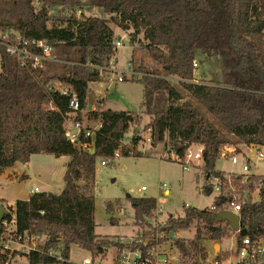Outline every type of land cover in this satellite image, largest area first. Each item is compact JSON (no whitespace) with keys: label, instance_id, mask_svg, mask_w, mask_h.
<instances>
[{"label":"trees","instance_id":"obj_1","mask_svg":"<svg viewBox=\"0 0 264 264\" xmlns=\"http://www.w3.org/2000/svg\"><path fill=\"white\" fill-rule=\"evenodd\" d=\"M87 1L109 14L134 41L141 42L162 70L161 74L140 66L135 70L142 76L130 79L144 86L142 106L151 120L143 132L151 129V146L157 149L169 141L182 157L187 144H202L206 173L221 181L222 193L213 205L204 210L190 207L180 218L169 217L165 228L158 229L164 234L160 242L174 241L181 264H205L204 254L202 262L189 263L192 250L201 251L203 241L221 243L235 234L238 247L242 237L252 241L264 237V176L250 174L245 184L243 176H232L229 183L224 173L215 170L227 145L264 148V0ZM59 7L66 13H52ZM83 7L82 0H0V173L17 163L27 164L35 154L70 157L60 194L39 192L17 200L0 223V237L9 230L3 222L9 223L14 217L18 234L46 236L39 250L22 255L29 264H73V246L95 255L105 254L107 245L116 242L105 243L95 232V200L89 186L94 183L97 161L117 151L121 156L143 155L136 150L142 140L138 126L141 116L137 113L106 110L102 105L85 112L90 84L103 80L100 69L110 66L116 46L114 32L105 20L71 15ZM17 37L23 42L40 37L60 62H47L39 69H32L28 62L23 65L17 55L6 51ZM29 48L34 50V46ZM201 52L220 58L224 72L221 81L194 82V63ZM58 85L67 88L69 95L61 94ZM161 94L167 95V109L154 111V98ZM184 94L191 100H185ZM73 95L79 102L75 115L69 108ZM83 114L86 121L99 122L100 127L92 137L83 136L78 145H72L64 136L66 120L85 122ZM132 126L131 142L124 145ZM83 144L92 146L94 153ZM237 152L242 151L237 148ZM80 181L85 183L80 185ZM203 191L211 194L212 186L204 185ZM254 193L260 195L257 202ZM234 195L249 197L238 212L239 232L226 221L214 222ZM130 202L134 224L151 229L156 200L131 197ZM106 209L111 224L117 223L114 202H107ZM191 226L196 232L188 248L175 234ZM217 257L226 259L222 252ZM8 258L0 248V264H6Z\"/></svg>","mask_w":264,"mask_h":264},{"label":"rangeland","instance_id":"obj_2","mask_svg":"<svg viewBox=\"0 0 264 264\" xmlns=\"http://www.w3.org/2000/svg\"><path fill=\"white\" fill-rule=\"evenodd\" d=\"M82 1L84 3L83 15L105 20L114 32L115 42L119 41L124 45L115 50L110 66L115 65L117 71H122L128 63H131L134 70L142 66L149 71H157L162 74V70L150 59L141 42L134 41L130 32L124 31L114 24L110 20V15L103 9L94 7L87 0ZM65 10V8L59 7L54 9L52 13L61 15ZM138 39L142 40V37L139 36ZM196 62L199 67L195 71V76L199 82H202L201 80L221 81L223 79L224 72L218 56H208L201 52ZM143 91V84L137 80L111 82L109 79H105L100 82H93L90 84L87 94L85 112L93 111L101 105L104 109L113 111H127L130 107H134L137 109L136 113L141 116V122L138 126L141 137L144 138L146 133L143 132V127L151 120V115L147 114L145 107L142 106ZM184 95L185 100H188L186 94ZM193 104L198 106L194 101ZM167 106V95L155 96L152 106L154 111H164ZM202 111L206 113L204 109ZM82 117L87 127L91 129L99 124V122L86 121L87 117L84 114ZM133 129L134 126L125 135L124 145L131 142L134 134ZM234 147L242 149L241 153H248L244 145ZM136 150L143 155L140 157H116L113 163L107 166L100 164L102 159L97 161L94 183L93 185L90 184L89 191L95 200V232L98 238L105 243H114L117 239L126 241L139 235L141 231L147 230V227L139 228L134 224V210L127 195L135 199L154 198L158 206L163 207V214L156 218L157 222H163L169 217L174 219L182 217L185 205L199 210L210 208L217 196L214 192L207 194L203 191L206 178H208L204 164L201 167H193L188 171H183L180 162L162 158L161 153L156 148L145 144L143 140L139 142ZM246 156L251 160L250 174L264 176V161H259L249 153ZM69 160V156L57 158L47 154H35L30 156L27 164L17 163L16 171L4 170L0 173V201L5 199L7 203L15 206V202L26 199L33 188H38L40 192L60 194L65 185L66 164ZM215 170L224 173L225 177L230 180L232 176L239 177L238 174L242 173L240 165H233L228 159L222 157L217 160ZM24 172L29 176L28 178H25ZM84 183V181L79 182L80 185ZM163 184L169 188L168 194L162 193L159 189V186ZM141 187H145L146 190L141 191ZM240 196L234 195L233 198L239 199ZM107 202H114V217L118 219L117 223L111 224L110 222V216L106 209ZM195 232V227L191 226L188 229L179 230L175 237L184 241L185 245L190 248L191 241L195 239ZM234 236L235 234L225 238L221 243L201 242L199 248L202 250H192L194 256L189 263L195 260L198 263L202 262V254L205 255L204 261H211L217 255L214 247L219 244L220 252L225 258H228L225 259V264L228 261L235 264V257L232 256L235 255L236 247ZM173 242L167 243V249L173 256V262L181 264V254ZM110 246L109 249L112 248ZM89 256L88 251L77 246H73L70 250V261L75 264H81ZM11 264L29 263L25 257L19 255L12 260Z\"/></svg>","mask_w":264,"mask_h":264},{"label":"built area","instance_id":"obj_3","mask_svg":"<svg viewBox=\"0 0 264 264\" xmlns=\"http://www.w3.org/2000/svg\"><path fill=\"white\" fill-rule=\"evenodd\" d=\"M65 13L66 11H64L62 14ZM73 14H75L78 19L84 18L81 10H77L76 12L71 11V15ZM32 46H34V50L29 48ZM115 46L117 49L124 45L118 41L115 42ZM6 51L9 55H17L23 65L28 62L32 69L42 68L47 62H60V60L57 58V55L54 53L53 48L50 47L47 42L40 37H37L32 42H23L19 37H17L16 43L9 44L6 47ZM194 67L196 69L199 67L197 62L194 63ZM100 72L103 80L109 79L111 82H123L126 79L130 80L134 77L142 76V73L134 70L131 63H128L125 69L122 71H117L114 65L108 66L105 69H100ZM171 80L174 84L175 82H178L175 78ZM194 82L200 83L196 77ZM57 89L61 92V94L69 95L67 88L58 85ZM69 108L72 111L71 115H75L79 110V102L75 95H73L69 101ZM99 127L100 123L97 124L94 129H91L87 127L85 122L75 121L73 118H68L65 124L64 136L72 145H78L81 141V137H92L94 131ZM145 133L146 135H144V138L142 137V140L145 144L151 145V129H148ZM82 147L84 149H89L91 152L94 151L92 146H88L87 144H83ZM186 147V151L182 157H180L179 154L172 148L169 141H167L164 145H159L156 150L161 153L162 158L180 162L183 171H188L193 167H201L204 164V145L187 144ZM247 148L248 153L252 157H256L259 161H264L263 148L255 146H250ZM248 153H238L237 148L231 145L225 146L220 153V158L222 157L228 159L233 165L241 166L242 173L238 175L239 177L243 176V184L247 182V176L250 175L251 170V160L246 156ZM120 156V151H117L112 157L103 159L100 164L102 166H107L108 164L113 163L114 158ZM230 181L231 180L229 179V183ZM205 186H212V192L216 193L217 195L222 193L221 181L217 177H210L208 175ZM159 189L164 194H168L169 192V188L165 184L160 185ZM145 190V187H141V191ZM39 192L40 191L38 188H33L31 194ZM257 195V193L253 194V199H255V201ZM247 199H249V197H246V195L239 197V199L233 198L232 201L224 204L223 209L225 210L222 211H230L238 214L243 203L249 201ZM3 206L7 213L12 211V209L15 207L9 203H4ZM188 208H190L189 205L184 206V209ZM213 208H215V206ZM161 214H163V207H159L157 204L154 218L151 222V229H155V231L153 230L152 232H149L151 229L141 231L139 235L133 236L126 241L117 239L116 243L111 249H109L108 245V251L105 254L99 256L95 255L94 253H90L89 258L84 259L81 264H175L172 260L173 256L170 255V252L167 249V243H169V241L163 243L160 242L161 239H164V234L158 232V229H164L168 220L166 219L163 222H157L156 218ZM3 225L9 229L8 232L3 233L0 237V248L2 251L7 252L9 256L6 264H11L12 260L19 255L29 254L39 250L46 241L45 235H31L27 233H24L23 235L18 234L15 228V217L9 223L3 222ZM14 255L16 256L14 257ZM217 255H215L211 261H204V263L225 264V260L219 259ZM232 256L235 257V264L264 263V237L260 238L258 241H252L248 236L242 237L239 246L235 247V255ZM58 260H61V258H58ZM227 264L232 263L228 261Z\"/></svg>","mask_w":264,"mask_h":264},{"label":"water","instance_id":"obj_4","mask_svg":"<svg viewBox=\"0 0 264 264\" xmlns=\"http://www.w3.org/2000/svg\"><path fill=\"white\" fill-rule=\"evenodd\" d=\"M128 113H136L137 112V109L134 108V107H130L128 110H127ZM94 153V151L92 152ZM128 198H131L129 195H127ZM260 200V195H257L256 197V202ZM7 212L4 210V206L3 204H0V223L2 222L3 220V217L4 215L6 214ZM220 221H226L229 223L231 229L234 231V232H239L240 231V228H241V224H240V216L238 214H235L233 212H230V211H221V212H218L216 214V216L214 217V222H220ZM174 234L173 233H170V237L173 238ZM108 246V245H107ZM215 252L216 254H218L220 252V246L219 244H216L215 247Z\"/></svg>","mask_w":264,"mask_h":264},{"label":"crops","instance_id":"obj_5","mask_svg":"<svg viewBox=\"0 0 264 264\" xmlns=\"http://www.w3.org/2000/svg\"><path fill=\"white\" fill-rule=\"evenodd\" d=\"M244 147H246V149H248V148H247L248 146H244ZM241 150H242V149H241ZM16 165H17V164H16ZM16 165H15L14 167H12V168L7 169V170H14V171H16ZM24 174H25V175H24L25 178H28V177H29L25 172H24ZM30 193H31V192H30ZM29 195H30V194H29ZM28 197H29V196H28ZM28 197H27V198H28ZM27 198H26V199H27ZM24 200H25V199H24ZM1 201H5V202L7 203V201H6L5 199H2Z\"/></svg>","mask_w":264,"mask_h":264}]
</instances>
